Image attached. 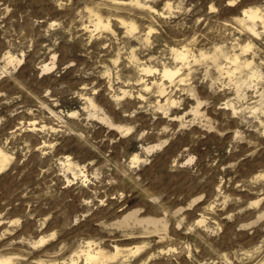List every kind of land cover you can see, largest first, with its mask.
<instances>
[{
	"label": "rangeland",
	"instance_id": "374dc122",
	"mask_svg": "<svg viewBox=\"0 0 264 264\" xmlns=\"http://www.w3.org/2000/svg\"><path fill=\"white\" fill-rule=\"evenodd\" d=\"M248 10L264 0H0V264H264Z\"/></svg>",
	"mask_w": 264,
	"mask_h": 264
},
{
	"label": "bare ground",
	"instance_id": "6f19581e",
	"mask_svg": "<svg viewBox=\"0 0 264 264\" xmlns=\"http://www.w3.org/2000/svg\"><path fill=\"white\" fill-rule=\"evenodd\" d=\"M150 8V7H149ZM245 15L248 17V19L252 22V24H253V27L251 28V30H252V32L254 33V34H256L257 33V30L254 28V26H256V24H257V22H261L263 25H264V15L263 14H261L258 10H248V11H245ZM239 18V17H238ZM99 20V19H98ZM241 21V20H240ZM108 22V21H107ZM250 24V23H249ZM104 25V23H102L100 20H99V22H98V26H103ZM104 27H108L107 26V24H106V26H104ZM100 28V27H99ZM131 29L133 30L134 29V26L132 25L131 26ZM247 32H248V30H247ZM261 32V31H260ZM263 32V31H262ZM149 33V32H148ZM250 33V32H249ZM259 33H257L256 34V36L258 35ZM255 36V37H256ZM184 50V49H183ZM187 50V49H186ZM201 51V50H200ZM202 54H203V52H202ZM210 55V54H209ZM228 55V54H227ZM177 56L181 59V60H185L186 59V57H187V54H185L184 53V51H181V52H179L178 54H177ZM203 56V55H202ZM230 56H231V54H230ZM196 57V56H195ZM194 57V58H195ZM200 57V56H199ZM206 57H208V56H206ZM216 57H217V55H216ZM239 57V56H238ZM201 58V57H200ZM214 58H215V55H214ZM229 58H231V57H229ZM203 59H204V57H203ZM202 59V60H203ZM216 59V58H215ZM178 60V59H177ZM210 60H211V58H210ZM236 60H238V58H236ZM187 62V61H186ZM235 62V61H234ZM138 66V65H137ZM178 66V65H177ZM165 67V66H164ZM139 68V67H138ZM149 68V67H148ZM47 69H49L48 68V66H46V68H45V70L44 71H46ZM151 69V68H150ZM244 70V69H243ZM250 70V69H249ZM141 71V70H140ZM154 72V71H153ZM249 72V71H248ZM178 73H179V70H173V69H170V68H167V67H165L164 68V70H163V77L164 78H167V79H169V80H171V81H173V79L174 78H176V76L178 75ZM250 73V72H249ZM250 75V74H249ZM255 75V74H254ZM230 76V75H229ZM259 76V75H258ZM248 77V76H247ZM243 78V77H242ZM245 78V77H244ZM249 78H250V76H249ZM260 78V77H259ZM185 80V79H184ZM253 80V79H252ZM171 81L169 82L170 84H172L171 83ZM248 81H250V80H248ZM164 82V81H163ZM236 82V81H235ZM253 82V81H252ZM239 84V83H238ZM236 85V84H235ZM148 87V86H147ZM249 87V86H248ZM238 89V88H237ZM238 93V92H237ZM165 105V104H164ZM231 106V105H230ZM168 109V108H167ZM196 110H197V108H196ZM110 124H111V122H110ZM113 124V123H112ZM118 127V126H117ZM118 128H121V127H118ZM148 148V147H147ZM151 148V147H150ZM156 148V147H155ZM150 150H152V148L151 149H149L148 151H150ZM154 150V149H153ZM150 152H152V151H150ZM0 159L4 162V164H5V161H9V158L7 157V155L4 153V151H2L1 149H0ZM137 159V158H136ZM2 164V163H1ZM5 166V165H4ZM73 168H75V167H73ZM123 219H124V222H128L129 220H135L134 222H139V224L141 223V225L143 224V223H146V224H151V225H153V227L155 226L156 227V225H158V223H160V219H158V220H156V219H153V218H142V220L141 219H138L134 214H128L127 216H125V218L123 217ZM160 220V221H159ZM164 222V221H163ZM162 222V224H164ZM119 223H121V222H119ZM122 224V223H121ZM120 225V224H119ZM125 225V224H124ZM126 225H127V223H126ZM147 225V226H148ZM123 226V225H122ZM154 227V228H155ZM92 243V242H91ZM95 245V244H94ZM88 247V246H87ZM89 248H90V244H89ZM118 249V248H117ZM94 250V249H93ZM92 250V251H93ZM102 250V249H101ZM80 251V250H79ZM83 251V250H82ZM83 252H85V251H83ZM119 252V251H118ZM78 253V252H77ZM82 253V252H81ZM86 254H85V261H86V263L85 264H108L107 262H106V253L105 254H103L100 250L98 251H96V252H94V253H92L91 251H86L85 252ZM84 255V254H83ZM82 255V256H83ZM78 257V256H77ZM107 257H110V255H108ZM74 261H75V259H74ZM3 262V261H2ZM5 262V261H4ZM73 264H78V262H73Z\"/></svg>",
	"mask_w": 264,
	"mask_h": 264
}]
</instances>
